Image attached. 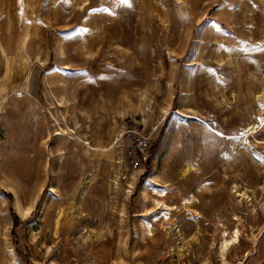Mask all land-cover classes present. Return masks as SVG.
Segmentation results:
<instances>
[{
  "label": "rangeland",
  "instance_id": "rangeland-1",
  "mask_svg": "<svg viewBox=\"0 0 264 264\" xmlns=\"http://www.w3.org/2000/svg\"><path fill=\"white\" fill-rule=\"evenodd\" d=\"M4 99L0 264H264V0H0Z\"/></svg>",
  "mask_w": 264,
  "mask_h": 264
},
{
  "label": "built area",
  "instance_id": "built-area-1",
  "mask_svg": "<svg viewBox=\"0 0 264 264\" xmlns=\"http://www.w3.org/2000/svg\"><path fill=\"white\" fill-rule=\"evenodd\" d=\"M12 97L16 100H19L23 97V94L21 92H17V93H14ZM7 104H8L7 99L0 100V136L2 135V130H3L2 120H3V116L5 113V108L7 107ZM144 147H145V143L142 141H139L137 144L138 151L142 152Z\"/></svg>",
  "mask_w": 264,
  "mask_h": 264
},
{
  "label": "trees",
  "instance_id": "trees-1",
  "mask_svg": "<svg viewBox=\"0 0 264 264\" xmlns=\"http://www.w3.org/2000/svg\"><path fill=\"white\" fill-rule=\"evenodd\" d=\"M138 157L142 158V156L140 154H138ZM6 197H7L8 201H9V203L11 204V201H12L11 200V196L7 195ZM11 216H12V219H13V229H15L19 225V219L13 214L12 210H11Z\"/></svg>",
  "mask_w": 264,
  "mask_h": 264
},
{
  "label": "bare ground",
  "instance_id": "bare-ground-1",
  "mask_svg": "<svg viewBox=\"0 0 264 264\" xmlns=\"http://www.w3.org/2000/svg\"><path fill=\"white\" fill-rule=\"evenodd\" d=\"M239 196H243L244 197V194H240ZM21 213V212H20ZM26 213V212H25ZM23 214V213H22ZM27 214V213H26ZM25 216V215H24ZM235 234V233H234ZM238 235V233H237ZM233 238V237H232ZM234 239V238H233ZM235 240V239H234ZM230 241V240H229ZM225 241L224 244H223V248L222 249H227V247L232 244V242L230 241ZM235 243V242H234ZM230 247V246H229ZM231 248V247H230ZM228 250V249H227ZM225 251V250H224Z\"/></svg>",
  "mask_w": 264,
  "mask_h": 264
}]
</instances>
